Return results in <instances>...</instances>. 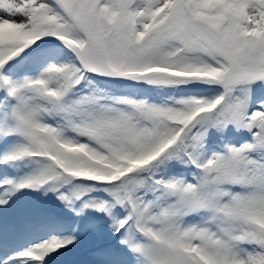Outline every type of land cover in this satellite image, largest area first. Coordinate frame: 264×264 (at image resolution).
Masks as SVG:
<instances>
[{
  "label": "snow or ice",
  "instance_id": "obj_1",
  "mask_svg": "<svg viewBox=\"0 0 264 264\" xmlns=\"http://www.w3.org/2000/svg\"><path fill=\"white\" fill-rule=\"evenodd\" d=\"M0 264H264V0H0Z\"/></svg>",
  "mask_w": 264,
  "mask_h": 264
}]
</instances>
